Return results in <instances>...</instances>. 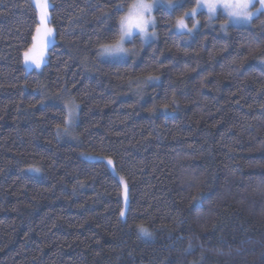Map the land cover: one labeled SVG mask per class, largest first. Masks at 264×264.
Returning a JSON list of instances; mask_svg holds the SVG:
<instances>
[{
    "label": "trees",
    "instance_id": "1",
    "mask_svg": "<svg viewBox=\"0 0 264 264\" xmlns=\"http://www.w3.org/2000/svg\"><path fill=\"white\" fill-rule=\"evenodd\" d=\"M133 1L50 0L53 43L28 71L36 9L0 0V264H264V13L199 11L179 34L196 0H168L153 40L103 58ZM65 99L75 142L57 135ZM81 154L112 159L124 218L113 173Z\"/></svg>",
    "mask_w": 264,
    "mask_h": 264
},
{
    "label": "rangeland",
    "instance_id": "2",
    "mask_svg": "<svg viewBox=\"0 0 264 264\" xmlns=\"http://www.w3.org/2000/svg\"><path fill=\"white\" fill-rule=\"evenodd\" d=\"M32 4L34 5L35 9H36V15H37V25L35 26L34 29V33H33V37H32V41L30 46L28 47V49L25 51L24 53V64H25V69L28 71H39L41 70V68L43 67V65L46 63V59H47V55L49 52V49L53 43V33L52 30L50 32V34H46V29H51L50 25H49V8H50V0H31ZM134 2V1H133ZM132 2V3H133ZM148 3L153 4V9L151 12V17L154 18V10L157 7H163V8H170L173 5V2H170L168 0H147ZM45 3L47 4V19L46 21L42 22L41 20V16L44 13L45 9H44V5ZM196 4H197V0H196ZM196 7V6H195ZM194 7V8H195ZM260 4L258 2V0H256V3L254 5V7H251L249 9V11L253 12L254 15L252 18H254L255 16H257L259 13H264V11H261L259 13H257V9H260ZM192 10V9H191ZM191 10H189L188 12H190ZM199 11H205L208 14V11L206 8L198 10L196 12V15L194 17H190L192 18L193 22L191 24H188L186 18L189 16L184 15L183 17L179 18V19H183L184 24L187 25V28H179L177 25V19L172 27V31L175 33H186V34H192L199 25V22L197 20V13ZM220 11L222 12L226 18H227V23L234 25V26H247L249 25L250 21H235L232 19H229V17L227 16V14L224 12L223 9L218 8L217 12ZM127 12V10H126ZM125 12V13H126ZM124 13V14H125ZM217 14V13H216ZM209 16V15H208ZM154 22H155V18H154ZM196 24V27H193V25ZM148 37L147 38H141L139 35H136L139 37V39L144 42L147 43L151 40H153L156 36L155 34V26L153 27L152 25L148 26ZM135 37V36H134ZM133 37V38H134ZM133 40V39H132ZM131 40V41H132ZM130 41V42H131ZM130 42H125L124 43V47L126 49L129 50V52L126 55H116V56H108V55H102L101 56L103 58L106 59H112V60H116V59H124L126 57L129 56V54L131 53V48L129 43ZM103 49H101V53H102ZM28 54V59H26L25 54ZM66 104H69V106L74 105V115H73V119L71 124H64V126L60 129L57 130V135L60 139H65L71 142H75L76 141V136L74 134V128L77 122V110H78V106L77 104H75L74 102H72L69 99H65L63 100V106L65 108L66 111V115H67V109L65 107ZM81 156L84 159L87 160H99V161H103L107 167L110 169V171L113 173V175L115 176V178L117 179L119 185H120V195H121V201H122V208L120 211V217L124 218L125 217V211H126V206H127V183L125 181V179L115 170V167L113 165V161L110 158L107 157H100V156H93V155H86V154H81ZM124 212V216H121V212Z\"/></svg>",
    "mask_w": 264,
    "mask_h": 264
},
{
    "label": "snow or ice",
    "instance_id": "3",
    "mask_svg": "<svg viewBox=\"0 0 264 264\" xmlns=\"http://www.w3.org/2000/svg\"><path fill=\"white\" fill-rule=\"evenodd\" d=\"M260 4V9H257V13L264 11V0H258ZM256 0H197L196 7L190 12L185 13L186 16L194 17L198 10L206 8L208 11L209 19L215 17L217 9H223L227 14L229 19L235 21H249L253 17L254 13L249 11L251 7H254ZM118 11H124L125 5H116ZM44 13L41 16L42 22L47 19V4L44 5ZM153 9V4L148 3L147 0H134L133 3L127 6V12L119 18L118 21V32L114 33L113 43L101 45L103 51L102 55L116 56V55H126L129 50L123 45L125 42H130L134 36L139 35L142 39L147 38L148 26H155L154 18L151 17V12ZM177 25L179 28H187L184 24L183 19L177 20ZM197 25L194 24L193 27ZM223 27V25H222ZM51 29H46V34H50ZM26 59H28V54H25ZM154 77H147L146 82L151 81ZM67 109V115L65 117V124H71L74 108L75 106L65 105ZM121 216H124V212H121ZM140 231L144 235H150L147 229L143 226L140 227Z\"/></svg>",
    "mask_w": 264,
    "mask_h": 264
}]
</instances>
